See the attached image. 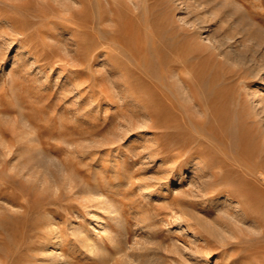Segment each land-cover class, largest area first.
Segmentation results:
<instances>
[{
    "label": "rangeland",
    "instance_id": "obj_1",
    "mask_svg": "<svg viewBox=\"0 0 264 264\" xmlns=\"http://www.w3.org/2000/svg\"><path fill=\"white\" fill-rule=\"evenodd\" d=\"M90 3L84 32L64 18L79 2L0 0V264H264V217L200 189L212 179V155L167 171L175 162L157 148L162 128L135 109L147 93L131 96L138 79L127 75L157 61L155 45L168 53L171 42L186 44L196 69L218 73L227 106L246 108L240 120L263 133L251 138L264 153V0ZM140 27L148 49L135 58ZM170 79L183 84L177 71ZM180 202L226 243L202 247L205 229ZM229 217L231 226L219 225Z\"/></svg>",
    "mask_w": 264,
    "mask_h": 264
},
{
    "label": "bare ground",
    "instance_id": "obj_2",
    "mask_svg": "<svg viewBox=\"0 0 264 264\" xmlns=\"http://www.w3.org/2000/svg\"><path fill=\"white\" fill-rule=\"evenodd\" d=\"M62 1L60 0V3ZM73 1L74 3L79 2L80 6L76 8L68 4V12L64 18L66 21L79 25L85 32V27L94 20L93 10L91 11L92 3H90V0ZM108 1L110 5L113 4V0ZM13 25L20 31L23 30L22 21L19 18L14 21ZM128 29L132 31L131 23ZM135 32L137 31L135 30ZM121 35V31L116 33L115 36L118 41L122 40ZM147 46L146 41L142 38V28L140 27L137 32L136 46L129 47L131 56L137 58L138 52L145 53L147 51ZM155 49L158 55L157 63L147 59L143 66L139 61L140 75L135 76L134 73L127 75L133 81L136 77L138 79V81L130 83V87L133 89L131 96H137L140 91L147 93V96L137 98L140 102L137 104L134 102L136 104L135 109H138L137 106H141L148 111V115H150V121L147 122L148 126L162 128L157 148L165 151L166 157L172 158L175 162V165H169L167 171L180 170V167L186 162L185 160L192 156H199L202 153L212 155L215 159L210 163L212 169L209 172L212 179L207 182L208 186L206 184V187L201 184L200 189L206 190L207 188L206 191L221 192L231 200L236 198L242 204V211L247 215H252L255 221L258 217H264V153L259 149L260 144L256 147L257 149L252 146L254 145L252 139L254 138L253 140L258 143V139L263 133L261 131L256 133L255 130L250 132L252 128L249 123L245 125L242 123L240 119L242 115H245L246 108L242 107L241 103L234 106L233 109L227 106L224 92L214 82V78L217 77L218 73H215V76L208 77V75H204V69H196L192 62L184 57L188 53L186 44L184 45L178 41L171 42L169 54L157 45H155ZM187 70L190 73L189 76L186 73ZM171 71H177L179 79L183 82L181 87L176 84V81L170 79ZM146 75L152 78L151 81L146 80ZM152 75L156 76L157 79L153 81ZM263 80L264 76H261V81ZM257 91L258 88H254L253 92ZM187 99L199 105L202 112L201 117L192 114ZM129 101L127 100V102ZM152 106H154V111L149 109ZM252 136L254 137L251 138ZM218 152L219 155L217 156L216 153ZM182 155H185V158H182ZM214 166L221 169H215ZM256 203L262 207L257 206ZM178 209L181 210L183 216L185 214L189 219L191 218L194 221L196 219L197 225L201 224L204 227L205 232L202 237H204L206 243L202 247L209 248L213 241L212 238L223 239L219 236L217 229L213 230L215 227L207 226L205 222L200 221L194 214L189 212L185 203L180 202ZM142 217L144 226L152 225L153 214L151 212H145ZM235 217L236 222L241 220L240 216ZM229 218V221H221L219 225L231 226L230 221L232 223L233 218ZM87 240L85 241L87 242ZM221 241L222 244L226 243V240ZM235 242L238 243V241ZM92 243L93 241H90L89 245ZM95 245L94 247H96ZM94 247L92 248L98 249V247ZM115 259L117 260V258ZM152 261L155 262L156 259ZM175 261L177 260L175 259Z\"/></svg>",
    "mask_w": 264,
    "mask_h": 264
}]
</instances>
